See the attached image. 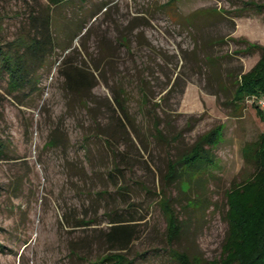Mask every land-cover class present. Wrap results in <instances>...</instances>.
I'll return each mask as SVG.
<instances>
[{"label":"rangeland","instance_id":"1","mask_svg":"<svg viewBox=\"0 0 264 264\" xmlns=\"http://www.w3.org/2000/svg\"><path fill=\"white\" fill-rule=\"evenodd\" d=\"M45 17L56 48L32 66L36 80L12 91L0 61V264H101L113 253L179 264L174 251L218 264L226 192L253 175L242 151L264 133L254 97L232 100L260 56L250 45L264 46V0H0L1 50ZM219 125L206 175L190 191L166 181L168 161ZM162 189L181 225L171 243ZM118 219L134 235L125 251L108 238Z\"/></svg>","mask_w":264,"mask_h":264},{"label":"trees","instance_id":"2","mask_svg":"<svg viewBox=\"0 0 264 264\" xmlns=\"http://www.w3.org/2000/svg\"><path fill=\"white\" fill-rule=\"evenodd\" d=\"M50 1L58 5L72 3L74 0ZM36 32L30 38H18L13 43L15 47H9L7 50H1L0 47V61L12 91L19 90L36 80L32 66L35 64L42 66L56 48L48 17L42 18ZM250 48L260 51L259 59L248 72L241 74L236 80L232 100L233 103H241L246 98L254 97L255 106L262 116L256 101L264 97V46L250 45ZM65 77L70 88L69 82L72 77L69 75ZM116 104L121 114L120 121L130 123L128 110L119 101H116ZM158 126L159 123H154L153 129L156 137L162 139L163 135ZM221 130L222 127L219 125L200 135L189 150L177 159L168 161L164 179L170 181L178 178L180 188L183 191H190L193 183L200 181L206 175L207 168L213 164L212 151L219 142ZM4 154L5 147L0 141V160ZM242 157L244 162L252 167L253 175L239 185L233 184L226 192L227 210L224 218L227 222V233L218 264H264V133L256 141L245 144ZM196 196L193 202L201 208L205 199ZM170 200L162 189L158 205L167 220L166 237L169 243L181 232L177 213ZM122 222L120 219L114 221L110 227L111 234L108 236L111 244L115 242L116 251H125L134 240L132 231L122 225ZM173 256L179 264H192L185 253L174 251ZM101 264L131 263L123 254L113 253L101 260Z\"/></svg>","mask_w":264,"mask_h":264},{"label":"built area","instance_id":"3","mask_svg":"<svg viewBox=\"0 0 264 264\" xmlns=\"http://www.w3.org/2000/svg\"><path fill=\"white\" fill-rule=\"evenodd\" d=\"M256 104L259 110L261 111L262 115H264V97L257 99Z\"/></svg>","mask_w":264,"mask_h":264}]
</instances>
